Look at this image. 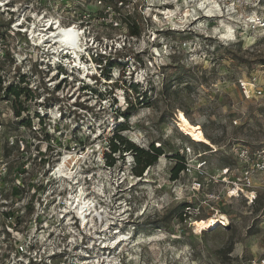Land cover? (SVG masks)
I'll list each match as a JSON object with an SVG mask.
<instances>
[{
    "label": "rangeland",
    "instance_id": "obj_1",
    "mask_svg": "<svg viewBox=\"0 0 264 264\" xmlns=\"http://www.w3.org/2000/svg\"><path fill=\"white\" fill-rule=\"evenodd\" d=\"M108 1L0 0V27L9 30L12 22L24 15L33 23L32 40L34 25L44 29V34L52 33L57 26L80 31L82 40L75 65L83 69L75 71L73 79L63 81L57 77L47 81L52 74H44V82L35 90L23 83L20 73L27 68L23 65L24 69H19L15 61L10 64V88L19 89L21 94H10V103L0 104V162L8 154L14 167L23 162L21 153L6 147L7 136L17 134L29 142V162L44 175L65 157L70 163L83 152H90L91 146L105 147L115 128L126 124L128 130L122 134L128 140L145 149L151 144L161 147L163 155L142 177L133 173L134 153L116 155L110 174L103 170L106 159L98 156L96 166L102 170L97 172L95 186L109 181V200L100 201L105 215L97 213L104 226L99 220L94 222V216L88 219L86 212H92V206L85 201L78 203L76 212L82 223L89 225L87 233L88 229L105 230L100 237L110 238L111 248L117 230L130 239L118 243L119 248L114 250L95 246L93 255L100 260L108 257L110 264H261L264 173L256 180L258 204L249 205L244 199L226 197L220 170L237 164L232 155L234 147L254 149L264 145V0H129L125 6L117 0L111 4ZM115 5L121 7L119 12H114ZM8 6L17 13L9 11ZM128 14L140 27L141 36L130 35L124 19ZM50 19L57 23L54 30L43 28ZM11 43L13 51L26 53L28 60L41 54L22 34ZM69 52L73 53H57L54 62ZM102 56L112 64L104 71L109 78L101 76L102 69L95 60ZM15 57L19 58L18 54ZM70 63L69 71L62 70L65 76H70ZM88 67L97 76H86ZM39 78L42 80L41 74ZM254 81L263 93L254 92L248 99L241 82ZM131 83H139L144 91L154 88L147 104H136L137 94L129 89ZM87 84L96 93L83 89ZM128 96L135 108L129 120L120 115L128 107ZM37 112L51 117L45 121L49 136L44 132L42 137L36 136L20 128L28 119L31 128L39 129ZM187 123L199 126L204 137L211 138L209 143L192 141L183 131ZM50 140L53 148L49 147ZM38 148L49 160L45 166L35 159ZM178 156L185 158L192 172H181L174 179ZM68 169L62 174L66 179L72 177L70 164ZM64 178L58 180L56 191L64 193ZM112 183L118 184L117 188ZM74 191L73 187L69 193ZM64 198L69 200L68 196ZM184 205L195 209V214L185 217ZM4 206L0 201V209ZM214 217L225 220L205 230L193 226L194 221ZM0 224H4L1 216ZM74 254L80 264L85 253Z\"/></svg>",
    "mask_w": 264,
    "mask_h": 264
},
{
    "label": "built area",
    "instance_id": "obj_2",
    "mask_svg": "<svg viewBox=\"0 0 264 264\" xmlns=\"http://www.w3.org/2000/svg\"><path fill=\"white\" fill-rule=\"evenodd\" d=\"M8 4L9 2L6 3V5ZM12 8V6H8L9 11H12ZM30 18L35 20L33 16ZM44 18L45 16L42 17V19ZM112 23L114 26H119L117 21H112ZM32 24L28 17L25 18L24 15H21L12 22L9 30L0 27V104L10 103L8 89L11 83L8 81L10 78L8 67L13 61L17 63L19 69L23 68V65L24 68H27L20 73L23 83L28 87L30 85L35 90L44 82V74H52V77H48L47 81L52 80L53 77L63 81L70 77L73 79L75 76L76 70L73 67L70 69V76H65L62 71L63 69L66 72L69 71V62L66 60L70 59H66V55L62 54L61 58H57L53 62L54 57H57L58 54L52 52V48L47 46L49 43L38 46L33 43L30 35ZM47 24L44 23L43 28L54 30L55 23L52 20H48ZM17 34H22L32 46L40 49L41 54L35 56V60L34 58L28 60L26 53L13 51L11 40ZM17 54L19 58L15 57ZM40 74L42 80L39 78ZM89 75L91 76V74ZM38 79L40 82H37ZM254 83L255 81L252 83L241 82L242 90L248 99L254 92L260 95L263 93L256 88ZM47 114L37 112L39 129L30 126L26 128L24 125L20 128L28 129L36 136L42 137L43 132L49 136V131L45 127L47 126L46 118L51 117H47ZM2 115L4 117V114ZM2 129L3 125L0 123V132ZM52 141H49L50 148H53ZM6 147L21 153L24 160L16 167L8 160L9 157H5V160L0 162V201L5 205L0 209V216L4 219V224H0V264H77V254L74 252L85 253L82 254L83 258L79 259L80 264H110L108 257H103L100 260L99 257L93 255V250L95 246L108 251L114 250L119 247V244H116L114 248L108 246L110 238L100 237V233H103L104 229V231L88 229L91 233H87L85 229L88 224H83L76 212L78 203L81 200L85 201L86 204L92 206V212H86L88 219L91 220V217L94 216L93 219L99 220L100 226H104L103 219L95 215L94 212L96 210V213L101 212L102 215H105V212L101 210L103 206L100 201L109 200V181H102L100 185L95 186L97 176H99L97 172L102 170L99 169L100 166H96V162L98 156L99 159L102 157L106 159V154L109 153L108 146L95 145L91 146V149L89 147L90 152L88 153L82 151L81 155L83 156L69 163L72 177L67 179L60 175V165L48 169L44 175L40 170H37V165H31L29 161L32 160V156L27 157L28 149L31 146L21 136L8 135ZM83 149L88 151V146H84ZM37 151L38 155L35 156V159L40 160V166L42 162L43 166L47 165L49 160L46 153L40 152L39 148ZM232 155L237 164L220 170L222 183L226 186V197L230 200L244 199L249 205H254L258 200L256 180L260 174L264 173V145L254 149L247 146H236L233 148ZM105 161L103 170L106 174H110L115 165L109 166L107 160ZM201 165L202 168L206 164L204 162ZM185 171L192 172V167L187 165ZM74 173H77L76 176L79 178L74 177ZM121 173L124 174V171ZM60 178L67 181L64 193L56 191L60 187L58 181ZM119 183L122 182L119 180ZM112 185L117 188L118 184L112 183ZM73 187L76 192L69 193ZM3 196L6 198L3 199ZM63 196H68L69 200L63 199ZM101 213L99 214L101 215ZM185 213L187 216H192L195 214V209L188 206L185 208ZM79 227L82 231L79 230ZM110 228L111 226L106 230L109 231ZM119 232L117 230L114 233L118 236ZM94 235L99 238L97 241L93 238ZM78 238L81 239V246L77 243ZM114 240L116 239L112 241ZM261 264H264V260Z\"/></svg>",
    "mask_w": 264,
    "mask_h": 264
},
{
    "label": "trees",
    "instance_id": "obj_3",
    "mask_svg": "<svg viewBox=\"0 0 264 264\" xmlns=\"http://www.w3.org/2000/svg\"><path fill=\"white\" fill-rule=\"evenodd\" d=\"M114 0H110L107 3L111 4L113 3ZM118 4L121 3V6H125L129 0H117ZM110 7L107 4V8ZM114 12H119L121 7H119L118 5H115L114 7H112ZM120 14V13H119ZM125 22L129 28V32L130 35L132 37H139L141 36V29L138 26L137 23H135L132 20V15L128 14L127 16H125ZM102 59L98 60L95 58L96 62L99 65V69L101 70V76L103 75L104 78H109L110 75L108 73H105V69L108 66H111V62L104 60V57H101ZM105 67V68H104ZM110 73V72H109ZM60 88V86H58V89ZM83 89H85L86 91H90L91 93H96V90L93 86H91L90 84L84 85ZM130 90L134 91L137 94L136 97V104L138 106H143L144 104H147L150 100L151 97L149 95V93L153 92L154 88H150L149 90H141V86L139 83H131ZM8 94H14L15 96H19L21 94V91L19 89L16 88H9L8 89ZM128 107L127 109L122 112L120 115L123 118H126L127 120H129L135 113V108L133 106V103L130 101V96H128ZM17 116H20V111H18ZM22 125H27L30 126L31 125V121L30 120H23L21 122ZM128 130V126L126 124H119L116 128H115V133L112 137H110L108 139V148H109V153L106 154V160L109 166H113L115 164L116 158H114V154L118 155L121 153H134L135 156V168L133 169V173L135 175H138L140 177L143 176V173L147 170V168L153 166L156 162L157 159L163 155V151L161 149V147H155L153 144H151L149 146L148 149L145 148H141L139 146H137L136 144H134L133 142H131L130 140H128L123 134L122 132ZM208 140L210 141L211 138L207 137ZM209 148V147H208ZM9 151V150H8ZM9 155V154H8ZM8 155H6L8 157ZM116 157V156H115ZM187 168V162L185 160L184 157L178 156V164L175 167V169L173 170V178L177 179L179 173L184 172ZM256 205L258 204V200L257 203H255ZM183 207H188L186 205H184ZM185 217H187V214H184Z\"/></svg>",
    "mask_w": 264,
    "mask_h": 264
},
{
    "label": "bare ground",
    "instance_id": "obj_4",
    "mask_svg": "<svg viewBox=\"0 0 264 264\" xmlns=\"http://www.w3.org/2000/svg\"><path fill=\"white\" fill-rule=\"evenodd\" d=\"M55 24H57V23H55ZM32 36H33V43L37 46L39 44L44 45V43H49L47 46L52 47L53 52H57L59 54L63 50H65L67 52L72 51L73 52L72 54L75 55L76 59L79 58L78 55H79V50H80V45H81L82 39H81L80 31H77L76 28H71V29L66 28L65 29V28H62L61 26H57L56 29L52 33L44 34V29H42V28L39 29V27L37 25H34L32 27ZM35 37H36V39H35ZM34 41L36 43H39V44H36ZM72 60H74V58H72ZM79 61H80V59H79ZM77 65H79V64H77ZM183 131L194 142L207 143V144L209 143V141L204 137L203 130L199 126H194L190 123H187V125H186V127H184ZM68 164H69L68 158L65 157L63 159V161L60 163L59 173L61 176L65 171L67 173L69 172ZM91 209H92V207H91ZM95 212H96V210H95ZM94 214L98 215L97 213H94ZM218 217L210 218L209 220H207L205 222L194 221L193 226L196 228V230H205L208 228H212L214 225L219 224L221 222V220H225L224 217H221V218H218ZM83 219H85V218L83 217ZM93 221H94V219H93ZM94 222H93V225H94ZM115 239L116 240L114 242V247L118 243H119V245L123 244V243H127V241L130 239V237L123 235V234H119L117 237H115Z\"/></svg>",
    "mask_w": 264,
    "mask_h": 264
},
{
    "label": "clouds",
    "instance_id": "obj_5",
    "mask_svg": "<svg viewBox=\"0 0 264 264\" xmlns=\"http://www.w3.org/2000/svg\"><path fill=\"white\" fill-rule=\"evenodd\" d=\"M91 72H92V73H91V76H92V77L97 76V73H94L93 70H92ZM99 77H100V76H99Z\"/></svg>",
    "mask_w": 264,
    "mask_h": 264
},
{
    "label": "flooded vegetation",
    "instance_id": "obj_6",
    "mask_svg": "<svg viewBox=\"0 0 264 264\" xmlns=\"http://www.w3.org/2000/svg\"><path fill=\"white\" fill-rule=\"evenodd\" d=\"M100 233V232H99ZM101 234V233H100ZM93 238H95V235L93 236Z\"/></svg>",
    "mask_w": 264,
    "mask_h": 264
}]
</instances>
